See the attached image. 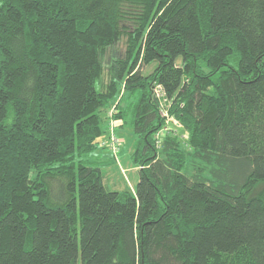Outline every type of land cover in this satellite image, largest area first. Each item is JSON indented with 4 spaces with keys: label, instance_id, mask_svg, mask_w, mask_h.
<instances>
[{
    "label": "trees",
    "instance_id": "1",
    "mask_svg": "<svg viewBox=\"0 0 264 264\" xmlns=\"http://www.w3.org/2000/svg\"><path fill=\"white\" fill-rule=\"evenodd\" d=\"M0 264H264V0H0Z\"/></svg>",
    "mask_w": 264,
    "mask_h": 264
},
{
    "label": "rangeland",
    "instance_id": "2",
    "mask_svg": "<svg viewBox=\"0 0 264 264\" xmlns=\"http://www.w3.org/2000/svg\"><path fill=\"white\" fill-rule=\"evenodd\" d=\"M127 37L123 36L116 44H114L113 46H111L110 48L107 49L105 55H104V63L106 65L105 67V71L103 73V82L107 83L109 80V71H108V64L109 61L111 60V58H116V57H124L125 55V51H126V47H127V43H126ZM141 70L143 71V73H150L153 70V65H144L141 67ZM103 83V84H104ZM123 93V91H120V94L118 95V97L113 101V103L111 104V106L108 108V110L112 109L113 107H115L117 109V101L119 99V96ZM169 111V110H168ZM128 125V124H127ZM125 124V129L123 131H119L121 137L123 138L122 140V145L123 148L121 150V152L118 155V159L117 162L115 161L114 158H109L108 155V159H107V166H105L107 173H108V178L109 181L106 180V182L110 183L111 185H113L114 187L117 188H123L126 186V184L128 186H130L132 189L135 188L138 180H139V168L140 165L135 164L132 159H131V152L133 150V144H134V136L130 134L131 132V128L130 126H127ZM172 127V126H171ZM162 131V132H161ZM161 131L157 132L155 134V138L156 140H158L159 138L162 139L163 137H165L168 132V130L165 129H161ZM162 135L163 137H161L160 135ZM172 133H176L175 131H172ZM178 134H180L179 136L183 139L186 138L185 136L182 135L181 131H178ZM106 133H104L102 135V137H105ZM121 145V147H122ZM109 184V185H110ZM111 188H113V186H111ZM261 184L258 185V188L260 187Z\"/></svg>",
    "mask_w": 264,
    "mask_h": 264
},
{
    "label": "built area",
    "instance_id": "3",
    "mask_svg": "<svg viewBox=\"0 0 264 264\" xmlns=\"http://www.w3.org/2000/svg\"><path fill=\"white\" fill-rule=\"evenodd\" d=\"M154 94H155V97L157 99H159V101L161 102L160 105L162 107V111H163V114L166 116L167 118V122H173L175 124H178L179 125V122L177 119L173 118L172 116H170L169 114V99L165 96V93L163 91V88L161 87V85H157L155 88H154ZM167 102V103H166ZM115 107H113L112 109L109 110V116H110V119H109V135L107 138H105L103 141H102V145H105V146H108L112 152L114 153H117L122 145V139L117 135V133L115 132V120H114V113H115ZM165 129V130H168V131H173L172 127L167 124L165 125L162 130ZM162 132V131H161ZM160 135V133H159ZM162 137V135H160ZM161 140L162 139H158L157 140V143L158 145H160L161 143Z\"/></svg>",
    "mask_w": 264,
    "mask_h": 264
},
{
    "label": "crops",
    "instance_id": "4",
    "mask_svg": "<svg viewBox=\"0 0 264 264\" xmlns=\"http://www.w3.org/2000/svg\"><path fill=\"white\" fill-rule=\"evenodd\" d=\"M100 155H102L103 157H104V159H108V155H110L107 151H105V150H100L99 151V156ZM103 157H101V158H103Z\"/></svg>",
    "mask_w": 264,
    "mask_h": 264
}]
</instances>
